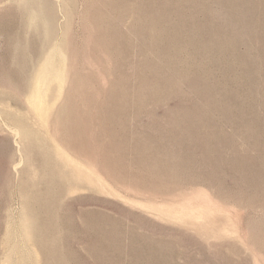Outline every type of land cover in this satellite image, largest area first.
Segmentation results:
<instances>
[{"label":"rangeland","instance_id":"374dc122","mask_svg":"<svg viewBox=\"0 0 264 264\" xmlns=\"http://www.w3.org/2000/svg\"><path fill=\"white\" fill-rule=\"evenodd\" d=\"M0 264H264V0H0Z\"/></svg>","mask_w":264,"mask_h":264},{"label":"bare ground","instance_id":"6f19581e","mask_svg":"<svg viewBox=\"0 0 264 264\" xmlns=\"http://www.w3.org/2000/svg\"><path fill=\"white\" fill-rule=\"evenodd\" d=\"M19 131H20V129H19Z\"/></svg>","mask_w":264,"mask_h":264}]
</instances>
